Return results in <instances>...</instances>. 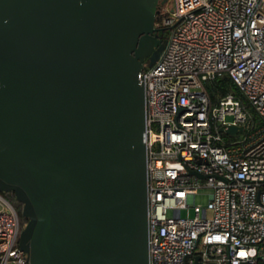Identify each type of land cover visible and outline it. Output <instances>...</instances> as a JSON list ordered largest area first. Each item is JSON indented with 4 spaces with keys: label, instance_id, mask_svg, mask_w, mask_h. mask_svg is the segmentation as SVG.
Returning a JSON list of instances; mask_svg holds the SVG:
<instances>
[{
    "label": "water",
    "instance_id": "water-1",
    "mask_svg": "<svg viewBox=\"0 0 264 264\" xmlns=\"http://www.w3.org/2000/svg\"><path fill=\"white\" fill-rule=\"evenodd\" d=\"M165 1L0 0V191L31 264H149L140 73Z\"/></svg>",
    "mask_w": 264,
    "mask_h": 264
},
{
    "label": "built area",
    "instance_id": "built-area-1",
    "mask_svg": "<svg viewBox=\"0 0 264 264\" xmlns=\"http://www.w3.org/2000/svg\"><path fill=\"white\" fill-rule=\"evenodd\" d=\"M162 7L157 22L170 28L167 42L140 73L146 91L149 264H259L264 0H171V7ZM223 72L249 105L233 91L211 101L205 81ZM246 122L243 137L222 129ZM204 187L210 189V215L202 214L196 200ZM0 203V264H31L19 244L15 205L1 191ZM178 206L187 207V214L169 213Z\"/></svg>",
    "mask_w": 264,
    "mask_h": 264
},
{
    "label": "trees",
    "instance_id": "trees-1",
    "mask_svg": "<svg viewBox=\"0 0 264 264\" xmlns=\"http://www.w3.org/2000/svg\"><path fill=\"white\" fill-rule=\"evenodd\" d=\"M162 4L163 3H160V5L158 7L157 19H159V16H160V13H161ZM169 29L170 28L165 26L164 28L159 30V34L167 36L168 33H169ZM206 85H207V91H208V93L210 95V98H211L212 102L217 101V99L220 96H222V95H224V94H226V93H228L230 91H233L237 95L242 97V99L246 102V104L249 105V102L247 101V99L245 98L243 93L241 92L239 86L233 81L232 77L227 72H223V73L219 74L218 76H216L215 78L207 80ZM250 109L252 110L253 119H254L255 123H260L261 122V118H260L259 114L252 107H250ZM6 196L11 201H14L13 204H15L19 215L23 217V214H22V202L19 201V200H16L15 193L12 192L11 194H7Z\"/></svg>",
    "mask_w": 264,
    "mask_h": 264
},
{
    "label": "rangeland",
    "instance_id": "rangeland-1",
    "mask_svg": "<svg viewBox=\"0 0 264 264\" xmlns=\"http://www.w3.org/2000/svg\"><path fill=\"white\" fill-rule=\"evenodd\" d=\"M162 5H163L162 9H166L168 7H171V0H166ZM149 62H147V64H149ZM206 82H207V80L205 81V86H206V89H207ZM227 118L228 119H232L233 115L229 113V114H227ZM244 134H245V130H240L237 133H234V134H231V135L227 133V135L229 137H237V136L243 137ZM209 191H210L209 188L204 187V188H201L200 192L197 193V195H196L197 202L203 204V208H202V214L203 215H210L212 213L211 210L207 208ZM12 202L14 203V201H12ZM0 205H1V203H0ZM189 210H190L191 214H194L193 205L189 206ZM169 213L172 214V215H176V216L185 215V214H187V207H180V206L172 207V208L169 209Z\"/></svg>",
    "mask_w": 264,
    "mask_h": 264
},
{
    "label": "flooded vegetation",
    "instance_id": "flooded-vegetation-1",
    "mask_svg": "<svg viewBox=\"0 0 264 264\" xmlns=\"http://www.w3.org/2000/svg\"><path fill=\"white\" fill-rule=\"evenodd\" d=\"M163 38H168V35L167 36H165V35H161ZM152 53V52H151ZM151 53L149 54V55H146V57H145V61H146V64H147V62H149V61H151ZM159 54H161V51H159L158 52ZM12 192H14V191H12V190H4V191H2V193L4 194V195H7V194H11ZM16 200H18L17 198H16ZM19 218H20V224H21V226H22V228L24 227V225L26 224V222H27V219H28V217L27 216H24L23 215V217L22 216H20L19 215Z\"/></svg>",
    "mask_w": 264,
    "mask_h": 264
},
{
    "label": "snow or ice",
    "instance_id": "snow-or-ice-1",
    "mask_svg": "<svg viewBox=\"0 0 264 264\" xmlns=\"http://www.w3.org/2000/svg\"><path fill=\"white\" fill-rule=\"evenodd\" d=\"M241 255H244V253H241Z\"/></svg>",
    "mask_w": 264,
    "mask_h": 264
}]
</instances>
